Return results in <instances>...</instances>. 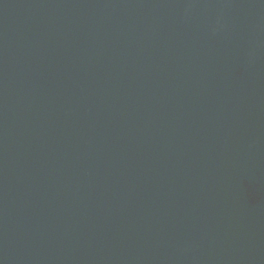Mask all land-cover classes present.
Returning a JSON list of instances; mask_svg holds the SVG:
<instances>
[{
    "label": "water",
    "instance_id": "obj_1",
    "mask_svg": "<svg viewBox=\"0 0 264 264\" xmlns=\"http://www.w3.org/2000/svg\"><path fill=\"white\" fill-rule=\"evenodd\" d=\"M0 264H264V0H0Z\"/></svg>",
    "mask_w": 264,
    "mask_h": 264
}]
</instances>
